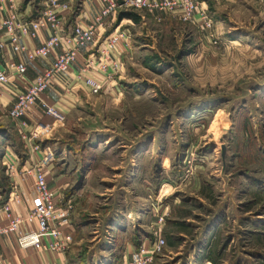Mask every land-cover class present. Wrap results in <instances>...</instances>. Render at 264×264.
<instances>
[{"label": "rangeland", "instance_id": "obj_1", "mask_svg": "<svg viewBox=\"0 0 264 264\" xmlns=\"http://www.w3.org/2000/svg\"><path fill=\"white\" fill-rule=\"evenodd\" d=\"M45 1L16 0L17 14L30 8L18 16L38 19ZM83 1L68 0L74 15ZM201 8L204 23H147L135 43L155 46L116 74L122 93L83 98L35 141L52 154L50 182L61 175L66 185L58 204L75 231L69 264H119L123 245L149 248L158 237L151 264H264V0ZM7 44L1 29L0 61ZM1 154L3 203L14 179L26 190L32 169L10 171L26 153L0 109Z\"/></svg>", "mask_w": 264, "mask_h": 264}, {"label": "built area", "instance_id": "obj_2", "mask_svg": "<svg viewBox=\"0 0 264 264\" xmlns=\"http://www.w3.org/2000/svg\"><path fill=\"white\" fill-rule=\"evenodd\" d=\"M99 11L88 21L81 19L72 25L67 35H62V20L74 10L68 0H46L45 9L36 20L25 22L18 17L16 0H0V10L8 8L9 14L0 19V30H4L7 45L15 55L25 54L27 63L47 59L53 52L64 47L55 57L50 66L39 74L28 88L18 94L7 116L19 127L22 143L33 152L39 151V145L34 144L48 131L60 127L66 122L67 115L60 109L41 99L50 88L55 78L67 75L77 60L81 50L91 51L80 71L75 75L77 82L83 83L93 97L101 96L109 88V84L120 70L119 63L111 60V54L118 51L122 44H127L129 37L118 31L106 35L119 8L143 12L148 15L161 13L175 17L183 23H194L195 17L200 16L204 23V10L201 0H100ZM50 30L51 34L43 39L41 45L29 49L22 41L40 36L43 30ZM105 35V36H104ZM103 37V38H102ZM27 63L15 64L7 61L5 67H0V88L6 86L12 74L22 78L27 69ZM38 106L41 113L51 122L37 124L35 130L28 136L24 129L27 124L23 121L29 109ZM38 128L42 133H38ZM52 161L50 153L45 154L37 166L31 170L34 180L33 196L29 199L28 210L25 215H15L12 207L21 204L26 199V192L21 187V181L13 180L10 185L8 199L0 202V236L12 234L16 236L17 246L21 250L33 249L48 253H63L72 243V235H63L62 231L68 226V209L59 207L60 195L49 188L44 173L38 165H47ZM12 172L14 166L9 165ZM158 224H162L163 216ZM164 241L158 237L149 248L141 247L129 254V258L122 264H151ZM57 264V263H47Z\"/></svg>", "mask_w": 264, "mask_h": 264}, {"label": "crops", "instance_id": "obj_3", "mask_svg": "<svg viewBox=\"0 0 264 264\" xmlns=\"http://www.w3.org/2000/svg\"><path fill=\"white\" fill-rule=\"evenodd\" d=\"M100 2H101L100 0H84L82 9L77 15L71 13L65 16V18L62 20V26H63L62 35L65 36L69 34L72 25L75 24L76 22L78 23L81 19H83V21H88L89 19H91L99 11V8L101 6ZM29 11L30 8L29 5H27L23 7V9L18 15H20L21 18L29 19ZM8 14H9L8 8L5 7V10L4 9L0 10V19L1 18L4 19ZM124 15H125L124 17L126 18L122 17L120 21L114 23L115 27H113V31L118 32L119 29L122 27L123 29L121 32L125 33V35L129 37V40L127 44L120 45V47L118 48L120 53H118V51L116 52V54L112 53L110 58L111 60L119 63L120 69H122L123 65L125 66L127 64L129 58L132 55L133 56L137 55L138 52L140 54L139 58L141 59L144 56V52L146 48L150 50L153 49V47L155 46L153 39L147 41V44H143L142 42L135 43L136 40L138 41L137 36L140 38V36L144 33L142 31L144 30V26L147 23L152 22L154 24H160L166 17V16L164 17V15L161 13H156V15H148L143 12H137V11H131V13H129L128 15H126V13ZM70 17H73L71 22H69ZM195 19L198 20L199 17L196 16ZM137 27L141 29V33L136 32L135 28ZM109 29L110 27L107 29V32L109 31ZM50 34H51L50 30L48 29L43 30L39 37L34 39L33 38L24 39L22 43L29 49H35L39 47L43 39L50 36ZM144 36L148 37V35H144ZM63 49L64 47L61 46L60 48L56 49L53 52V54H51L47 59L38 60L32 63H27L25 54L15 55L11 52L10 49H8L6 54L2 55V59L0 61V67H5L7 61H12L15 64L27 63L26 65L27 69L25 75L19 79H17L14 76V74H12L8 84L0 88V109L2 111H6L7 113L9 108L12 106L15 97L18 94L24 92L28 88V86L34 82L35 78L50 66V64L54 61L55 57L57 56V54L61 53ZM90 53L91 51L81 50L77 56V60L75 64L72 66L69 73L67 75L57 76L54 82L52 83V85L50 86V88L41 96V99L53 105L54 107L60 109L67 116H69L71 111L77 106H79L80 103H82L83 98H92L93 96L89 94V89L85 85H83V83L77 82L74 79L75 75H77V73L80 71L86 59L89 58V56L91 55ZM118 80L119 77L116 75V77H114V80L111 81V84H109V88H107L106 93H108L110 96L115 94V92L122 93L121 87L117 84ZM23 121L27 124L26 128L24 129V132L28 136L33 132L37 124L39 123L46 124L48 121L49 123L51 122L47 117H45L41 113V110L39 109L38 106L29 109ZM13 123L15 124L17 132L19 134L20 129L17 123L14 121ZM51 131L53 130L48 131V134L46 135L47 136L51 135L52 133ZM34 144L37 143L34 142ZM23 148L26 154L23 160L19 161L18 159L16 161L14 169H17V171L18 169H26V170L28 169L27 171H29V169H34V167L37 166V164L43 158V156L45 154L50 153V151L49 152L38 151L35 153L29 150L28 148H26L24 144H23ZM2 154L0 155V166H2L3 169H6L5 166L6 156L4 157L2 156ZM6 154L7 153H5V155ZM51 163L52 161L47 165H38V166L41 168L42 172L44 173L49 188L56 191L58 190L60 195L61 193L60 191L64 190L66 188V185L64 186L61 175L55 176L54 178H52L53 182L52 183L50 182V179H48V176L50 175V171L51 169H56ZM29 174L31 173H27L26 175L22 174L23 176H25L24 184H26V190L23 188V185L21 187L26 192L27 196L26 199H24V201L21 204L12 207V211L14 212L15 215L23 216L26 214L29 206L28 198L31 199L33 196L34 180L33 177L28 176ZM3 191H4L3 185L2 183H0V202L1 200L5 199V193ZM74 232H75L74 227L72 225H68L62 231L63 235L70 234L72 235L73 238L75 234ZM72 243L63 253H48L46 251H36L33 249L21 250L17 246L15 235L12 234L2 235L0 236V264H47V263L69 264L70 252H71L70 247L72 246ZM121 249H122L120 253L121 258H119V262H120L119 264L125 263L129 258V254L134 250V248L132 249L131 244H125L122 246ZM204 262L207 264H211L212 259H208L205 257Z\"/></svg>", "mask_w": 264, "mask_h": 264}]
</instances>
